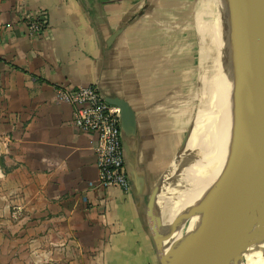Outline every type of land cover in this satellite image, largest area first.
Here are the masks:
<instances>
[{
	"label": "crops",
	"instance_id": "obj_1",
	"mask_svg": "<svg viewBox=\"0 0 264 264\" xmlns=\"http://www.w3.org/2000/svg\"><path fill=\"white\" fill-rule=\"evenodd\" d=\"M177 1L0 0V132L11 139L0 146V264H160L146 205L194 118L189 25L178 24L189 4ZM210 22L198 26L203 73L208 42L222 38ZM90 84L135 110L127 192L99 186L93 137L57 98L61 86Z\"/></svg>",
	"mask_w": 264,
	"mask_h": 264
},
{
	"label": "water",
	"instance_id": "obj_2",
	"mask_svg": "<svg viewBox=\"0 0 264 264\" xmlns=\"http://www.w3.org/2000/svg\"><path fill=\"white\" fill-rule=\"evenodd\" d=\"M243 5L246 10L241 20ZM228 19L232 25L227 27V32L236 39L232 44L236 54L223 102L226 121L223 122L221 143L210 153L201 145L189 146L196 114L178 151L155 183L146 205V225L160 264H193L185 232L192 214L190 201L204 173L216 171L211 183L223 188L234 172L246 164L264 170V0H245L238 16ZM96 85L110 104L120 108L122 143L127 151L126 139L135 136L137 131L135 110L126 99L107 96ZM215 151L214 156L208 158ZM222 218L223 215L214 225L200 262L212 264L211 259L216 257Z\"/></svg>",
	"mask_w": 264,
	"mask_h": 264
},
{
	"label": "bare ground",
	"instance_id": "obj_3",
	"mask_svg": "<svg viewBox=\"0 0 264 264\" xmlns=\"http://www.w3.org/2000/svg\"><path fill=\"white\" fill-rule=\"evenodd\" d=\"M244 1L229 0L233 16L239 14ZM235 40L233 37L222 36L220 40L209 41L206 47V66L210 71V79L209 84H203L201 103L189 146L201 145L208 153L219 147L224 133L223 122L225 123L226 116L223 102L236 54L232 51ZM215 153L216 151L211 153L208 158ZM215 175L216 171L213 170L203 174L190 201V209L195 217L187 226L185 240L193 256V264H209L200 262V258L214 232V225L222 215L223 222L218 227L221 232L218 251L211 263L264 264V170L255 168L253 164H246L234 172L223 188L212 185ZM200 199L207 200L203 207L205 211L202 224L208 228L203 232L198 228L202 214ZM254 223L257 224L256 228ZM198 235L199 240H196Z\"/></svg>",
	"mask_w": 264,
	"mask_h": 264
},
{
	"label": "built area",
	"instance_id": "obj_4",
	"mask_svg": "<svg viewBox=\"0 0 264 264\" xmlns=\"http://www.w3.org/2000/svg\"><path fill=\"white\" fill-rule=\"evenodd\" d=\"M40 19L41 16L29 19L28 29L31 34L41 30ZM57 98L73 106L75 127L93 137L91 144L96 156L99 186L107 189L117 187L127 192L129 180L121 138L120 108L110 104L96 84L61 86L57 89ZM10 141L8 135L0 132V146L7 147Z\"/></svg>",
	"mask_w": 264,
	"mask_h": 264
},
{
	"label": "rangeland",
	"instance_id": "obj_5",
	"mask_svg": "<svg viewBox=\"0 0 264 264\" xmlns=\"http://www.w3.org/2000/svg\"><path fill=\"white\" fill-rule=\"evenodd\" d=\"M224 1L225 0H218V3H216L215 8L214 9L212 8L211 10H210V5H209L208 9L206 8L205 0H186V1L185 0H178L177 1L179 10L183 9L185 2H188V4H189L188 13H186V14L179 13L178 14V24L179 25L180 24L189 25V31H188V34H189V36H188V41H189V108L191 109L193 116H195L197 114L200 103H201V93H202V89H203L202 82L204 84L205 83L209 84V79H210V71L205 70V72L203 73V70L200 68L199 51H200V46H201L202 42H201V39L199 36L198 26L203 22H210L211 21L210 22L211 26L209 29L210 34L217 35L218 33H220L221 36H223L224 32L227 31V27L232 25L229 22V19L226 17V12H225L226 6L224 4L225 3ZM222 2H224V3H222ZM245 10H246V6L243 5L242 11L240 14L241 20H243V18L245 16ZM214 12H215V15H213ZM178 30L180 31L179 28H178ZM184 32L185 31H183V33ZM218 36H219V34H218ZM218 36H216V37H218ZM179 41H181L180 37H179ZM202 76H203V80H202ZM173 121H175V120H173ZM184 129H185V127L183 125L182 126L177 125L176 132L178 134V138L180 137V135L182 133H184L183 132ZM174 131H175V129L172 128L171 132H174ZM180 144H181V142L179 140L175 141V143L170 144L171 149H170V152L168 151V153L170 154V156L168 157L169 163L171 162L172 158L175 156V153L178 151ZM165 145L168 146V144H165ZM169 163L167 164V166L169 165ZM199 201H200L199 203L202 207V209H200L202 212H200V213H202V214L198 213L201 215V224L199 223L198 228H199L200 232L201 231L203 232V231H207V228H208L207 226L202 224L203 223V219H202L203 216L202 215H203V212L205 211V209L203 207L207 204V200L200 199ZM194 217H195V215L192 213L191 218L189 219V222H188V226L192 223L191 221H193ZM255 225L256 224H254V227H255ZM212 234H213V232L211 233V235ZM200 235L202 236L201 233H200ZM198 237H199V235L197 236V238ZM207 257L211 258V255L208 254ZM253 263L254 262L249 263V264H253Z\"/></svg>",
	"mask_w": 264,
	"mask_h": 264
}]
</instances>
